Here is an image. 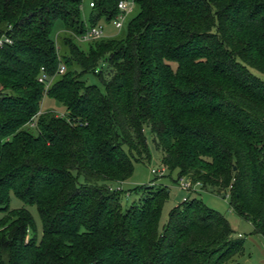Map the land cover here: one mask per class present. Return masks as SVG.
I'll use <instances>...</instances> for the list:
<instances>
[{"label": "trees", "instance_id": "obj_1", "mask_svg": "<svg viewBox=\"0 0 264 264\" xmlns=\"http://www.w3.org/2000/svg\"><path fill=\"white\" fill-rule=\"evenodd\" d=\"M117 2L90 0L86 26L82 0H0V40H11L0 46V264H227L243 239L197 197L161 232L164 185L122 206L114 184L131 158H148L145 127L176 181L228 190L264 237V0H134L123 38L80 49L75 39L113 21ZM90 71L104 91L82 79ZM44 94L63 115L40 111ZM11 196L24 205L10 209Z\"/></svg>", "mask_w": 264, "mask_h": 264}, {"label": "rangeland", "instance_id": "obj_2", "mask_svg": "<svg viewBox=\"0 0 264 264\" xmlns=\"http://www.w3.org/2000/svg\"><path fill=\"white\" fill-rule=\"evenodd\" d=\"M136 12L137 6L134 5L132 10L126 14V19L120 29L115 28L112 21L107 22L103 19L99 20L97 26L102 28V35L104 38H123L127 33L128 23ZM90 13V0H82L80 14L86 26H89L90 24ZM64 35L65 32L62 22H55L51 31V38L54 40L55 46L61 55L63 53L61 42ZM75 42L80 49L85 51L88 49V46H90L87 41L79 38L75 39ZM74 69L80 72V68L76 63H74ZM258 75L262 79L264 78V75L260 73H258ZM81 77L86 84L95 85L100 91H104L96 72H85L81 74ZM54 78H51V81H53ZM40 111L54 112L57 115H63L65 108L60 102L44 94L40 103ZM28 128L31 129V131H34L31 126ZM144 135L146 138L147 153L149 155L148 158L143 160L131 158L133 169L130 177L123 182L114 184L115 188H120L124 191L122 206L126 208L138 204L143 189L150 183L164 185L168 190V194L160 211L158 231L161 232L168 222L171 210L174 207L181 206L182 201H184V196L187 198L197 197L206 207L217 211L227 220L233 230V238L243 239L242 248L227 262V264H264V237L261 234L254 232L253 225L232 210L229 204L230 195L228 190L216 192L209 185H206L205 187L196 185L191 192L182 190L179 187V182L176 181L177 172H168L162 163L161 152L156 145L149 127H145ZM123 149L126 152L128 151L126 146H123ZM160 168H164L165 171L160 173L158 171ZM153 170L155 171L153 172ZM129 191L132 192L128 193ZM23 205L24 204L20 199L11 196L9 203L10 209L21 208ZM27 208L35 221L36 238L40 239L42 234V224L37 209L35 205H28Z\"/></svg>", "mask_w": 264, "mask_h": 264}, {"label": "built area", "instance_id": "obj_3", "mask_svg": "<svg viewBox=\"0 0 264 264\" xmlns=\"http://www.w3.org/2000/svg\"><path fill=\"white\" fill-rule=\"evenodd\" d=\"M134 0H118L117 6L119 9L118 15L113 19L112 23L115 28L120 29L123 25L124 20L126 19V14L130 12L134 6ZM92 5V3H90ZM102 28L100 26H94L88 29V31L83 34L79 39L84 40V41H93L96 39H99L103 37L102 35ZM3 42H11L9 38H4V40H0V46L2 45ZM65 70V67L61 65L59 67V73H63ZM39 81L45 83V87L49 86V82L46 81V76L44 74H41L39 77ZM155 170H153L154 172ZM160 173H163L165 171L164 168H160L158 170ZM179 187L186 191V192H191L194 188V186L199 185L191 183L187 178L182 177L179 179ZM187 197H183V200H187Z\"/></svg>", "mask_w": 264, "mask_h": 264}]
</instances>
